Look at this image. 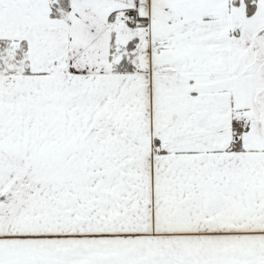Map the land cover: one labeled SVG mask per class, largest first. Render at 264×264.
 Wrapping results in <instances>:
<instances>
[{
    "label": "snow or ice",
    "instance_id": "6c2138e0",
    "mask_svg": "<svg viewBox=\"0 0 264 264\" xmlns=\"http://www.w3.org/2000/svg\"><path fill=\"white\" fill-rule=\"evenodd\" d=\"M0 264H264V0H0Z\"/></svg>",
    "mask_w": 264,
    "mask_h": 264
}]
</instances>
